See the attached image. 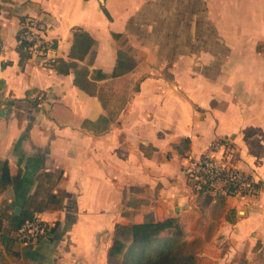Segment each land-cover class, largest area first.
I'll return each mask as SVG.
<instances>
[{
	"label": "crops",
	"instance_id": "1",
	"mask_svg": "<svg viewBox=\"0 0 264 264\" xmlns=\"http://www.w3.org/2000/svg\"><path fill=\"white\" fill-rule=\"evenodd\" d=\"M25 15L46 25L44 62L17 50ZM73 27L93 38L76 62L94 94L51 65ZM215 139L259 179L247 204L191 190ZM0 161V264H112L115 224L169 216L195 264H264V0H0ZM26 209L48 239L8 230Z\"/></svg>",
	"mask_w": 264,
	"mask_h": 264
},
{
	"label": "trees",
	"instance_id": "2",
	"mask_svg": "<svg viewBox=\"0 0 264 264\" xmlns=\"http://www.w3.org/2000/svg\"><path fill=\"white\" fill-rule=\"evenodd\" d=\"M71 33L72 40L68 51L71 60L55 58L51 61V65L58 72L72 69L73 84L89 94H94V84L86 77V68L77 66L76 62V59H81L88 51L93 38L80 27H73ZM17 43V50L23 58L26 55L24 41L20 40ZM7 173L5 161H0V182L3 176L6 178ZM199 196L204 200L208 197L203 193H199ZM222 203L223 198L217 197L215 205L220 206ZM31 217H33L32 211L27 209L8 215V230L16 228L23 220ZM183 235L180 224L171 216L163 219L146 218L129 224H115L108 246V257L112 264H195V255L187 246Z\"/></svg>",
	"mask_w": 264,
	"mask_h": 264
},
{
	"label": "built area",
	"instance_id": "3",
	"mask_svg": "<svg viewBox=\"0 0 264 264\" xmlns=\"http://www.w3.org/2000/svg\"><path fill=\"white\" fill-rule=\"evenodd\" d=\"M45 23L34 15H25L18 22L17 42L24 41L25 57L44 62L51 49V40L45 36ZM232 150L225 139H215L208 149L194 158L186 169L192 192L203 193L210 201L230 197L247 204L260 191L259 179L251 171L236 166L231 160ZM54 221L39 214L23 220L13 231L21 243L48 239Z\"/></svg>",
	"mask_w": 264,
	"mask_h": 264
},
{
	"label": "rangeland",
	"instance_id": "4",
	"mask_svg": "<svg viewBox=\"0 0 264 264\" xmlns=\"http://www.w3.org/2000/svg\"><path fill=\"white\" fill-rule=\"evenodd\" d=\"M247 1V0H246ZM252 2H257L258 0H251ZM238 14V12L236 13V15ZM226 19V18H225ZM241 19V18H240ZM241 21H242V27H244V20H242L241 19ZM228 21L227 20H222V21H220V23H222L223 25H226V23H227ZM238 22V21H237ZM239 23V22H238ZM258 47L260 46V44H258L257 45ZM115 263H117V262H115Z\"/></svg>",
	"mask_w": 264,
	"mask_h": 264
},
{
	"label": "water",
	"instance_id": "5",
	"mask_svg": "<svg viewBox=\"0 0 264 264\" xmlns=\"http://www.w3.org/2000/svg\"><path fill=\"white\" fill-rule=\"evenodd\" d=\"M103 0H99L100 3H102Z\"/></svg>",
	"mask_w": 264,
	"mask_h": 264
}]
</instances>
